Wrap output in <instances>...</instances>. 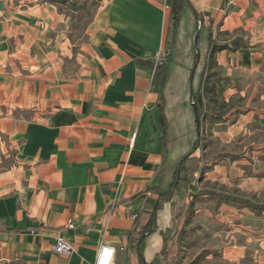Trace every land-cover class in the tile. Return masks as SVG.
<instances>
[{"label": "crops", "instance_id": "1", "mask_svg": "<svg viewBox=\"0 0 264 264\" xmlns=\"http://www.w3.org/2000/svg\"><path fill=\"white\" fill-rule=\"evenodd\" d=\"M172 3L98 0L82 40L74 38L77 16L70 22L53 0L6 9L0 223L22 230L0 231V264H96L102 243L115 248L113 264H138L129 236L156 196L131 199L150 187L168 188L198 137L196 80L190 81L195 13L215 45L229 47L213 58L215 92L199 95L201 110L222 117L202 121L203 139H264V0H190L176 39ZM237 39L247 45L232 49ZM172 45L175 70L165 77L152 65ZM200 147L193 157L203 162ZM172 219L166 203L158 232L147 240L148 262L163 250L160 232ZM59 237L72 245L70 256L54 252Z\"/></svg>", "mask_w": 264, "mask_h": 264}, {"label": "rangeland", "instance_id": "2", "mask_svg": "<svg viewBox=\"0 0 264 264\" xmlns=\"http://www.w3.org/2000/svg\"><path fill=\"white\" fill-rule=\"evenodd\" d=\"M53 1L70 22L77 16L79 28L74 38L82 40L98 0ZM185 11L183 24L187 18ZM191 41L192 38H187L184 47ZM254 139L206 142L202 138L197 153L203 162L195 158L200 159L201 166L205 165L195 175L194 182L186 186L190 214L186 225L179 227L183 229L181 264H264V215L258 216L218 198L198 195L209 190L264 205V150H251L264 144V139L256 136Z\"/></svg>", "mask_w": 264, "mask_h": 264}, {"label": "trees", "instance_id": "3", "mask_svg": "<svg viewBox=\"0 0 264 264\" xmlns=\"http://www.w3.org/2000/svg\"><path fill=\"white\" fill-rule=\"evenodd\" d=\"M189 7H191L190 0H173L171 15L174 21L172 33L175 39L179 32L184 11ZM195 17L196 30L194 37H197V41L194 43L192 48L190 81L193 86L196 80V87L191 93V102L195 111L198 137L193 145L192 152L200 147V143L203 138L201 127L202 121L210 123L222 122L221 116L207 114L201 110L198 105V99L201 93L215 92V82L220 79V74L216 70H213L216 68L213 58L216 52L229 48L227 45L216 46L212 39V34L204 28L199 14L195 13ZM205 43H207L208 46L206 50H204L203 46ZM246 45V42L237 39L233 42L232 49H237ZM172 49L173 45L169 47L170 53L163 64L157 67H155V64L152 65L153 68L160 73V75L165 77H169V75L175 70V67L173 66L174 60L171 56ZM162 123L165 129L164 118H162ZM191 153L183 157L179 162L174 180L168 188L163 189L159 187H150L145 191L136 194L131 199L135 200L139 197L147 198L148 193H152L156 196L154 201L148 199L146 200L144 209L135 217L134 229L129 236L130 244L136 249L138 254V264H181L180 245L183 229H179V227H184V225L188 222L191 207L187 201L188 195L186 193V186L194 181L195 175L200 172L202 168L200 159L191 157ZM198 195H208L210 197L218 198L224 203L234 204L240 206L241 208L248 209L258 216L264 215V205L258 204L250 199L233 197L228 194L217 193L209 190L202 191ZM166 203H171L173 207V219L171 226L166 231L160 232L164 242L163 250L160 254L156 255L154 260L148 262L145 256L147 240L158 232L160 215L163 206ZM21 230L22 229L19 227H10L5 223H0V231L20 232Z\"/></svg>", "mask_w": 264, "mask_h": 264}, {"label": "built area", "instance_id": "4", "mask_svg": "<svg viewBox=\"0 0 264 264\" xmlns=\"http://www.w3.org/2000/svg\"><path fill=\"white\" fill-rule=\"evenodd\" d=\"M23 1L24 0H0V21L8 19L6 13V9L8 7L12 5H21ZM230 4L232 5V3ZM169 53L170 51L167 48L160 49L155 56V67L163 64L166 61ZM66 227L69 229L74 228L72 221H68ZM53 250L59 256L68 257L72 253V245L63 237H59L56 240ZM114 254L115 248H113L107 243H102L99 248L96 264H113Z\"/></svg>", "mask_w": 264, "mask_h": 264}, {"label": "water", "instance_id": "5", "mask_svg": "<svg viewBox=\"0 0 264 264\" xmlns=\"http://www.w3.org/2000/svg\"><path fill=\"white\" fill-rule=\"evenodd\" d=\"M196 41H197V37L195 38V43H196Z\"/></svg>", "mask_w": 264, "mask_h": 264}]
</instances>
